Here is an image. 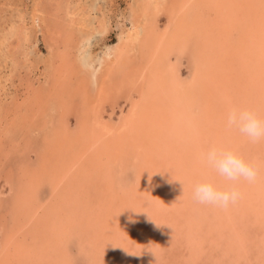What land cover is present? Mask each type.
<instances>
[{"label": "rangeland", "instance_id": "374dc122", "mask_svg": "<svg viewBox=\"0 0 264 264\" xmlns=\"http://www.w3.org/2000/svg\"><path fill=\"white\" fill-rule=\"evenodd\" d=\"M189 1L0 0V264H115L113 259L122 262L124 257L120 256L124 255L125 264H264L263 170L262 182L242 183L244 198L221 211L201 206L191 196L183 200L178 194L191 191L193 186L189 187L183 174L190 170L186 163H182L179 176L172 172L174 160L170 159H176L175 165L183 160L177 151L168 153V159L162 162L150 161L152 165L157 162L154 179L148 178V183L155 186L152 191L141 187L146 183L144 177H137V167L143 165V160L126 144L122 145L124 150L117 151L119 154L107 150L106 156L102 153L107 158L87 166L86 156L99 151L89 132L111 128L112 135L102 131L106 137L99 144L110 141L140 103L143 84L137 78L149 58V47H156L173 33L178 20L183 19L182 13L187 14L188 27L194 26L192 10L183 11L184 4L189 9L195 0ZM236 1L242 5L240 16L234 18L235 25L230 23L231 30L224 26L221 31H230L224 38L227 46L237 50L239 44L248 62H253L252 58L258 61L264 56V35L257 40L252 31H264V0ZM198 2L199 22L206 20L204 10L212 15L210 21L221 19L216 12L219 6L226 7L223 0ZM239 37L252 41L238 43ZM180 41L181 48H169L167 61L172 67V80L186 85L196 74L199 62L193 50L196 48L191 49V43L184 39ZM191 42L195 45V36ZM251 45L252 51L245 49ZM227 55L220 57L223 69L231 67L229 59L235 54ZM240 61L236 63L242 66ZM261 63L262 68H236V75L232 70L228 76L237 84L228 95L232 105L253 106L264 116ZM239 77L240 82L236 81ZM218 89L216 86V93ZM226 112L219 120L214 118L218 124L210 130L219 141L221 136H232L235 141L234 134L220 124ZM79 126L86 133L80 135ZM242 140L244 150L255 147L259 157L264 158L263 142L251 144L242 138L237 139L238 144ZM84 141H89L88 151ZM96 156L93 154L98 159ZM58 175L62 180L56 183ZM163 175L164 183L155 180ZM147 192L152 193L150 197ZM49 208L53 209L52 218ZM107 221L116 227L113 237L102 233L105 225L109 227ZM49 227L52 230L48 237L42 235ZM123 242L134 247L128 252L119 249L125 247Z\"/></svg>", "mask_w": 264, "mask_h": 264}, {"label": "bare ground", "instance_id": "6f19581e", "mask_svg": "<svg viewBox=\"0 0 264 264\" xmlns=\"http://www.w3.org/2000/svg\"><path fill=\"white\" fill-rule=\"evenodd\" d=\"M190 1H194V0H190ZM223 2H224L226 7L223 9L219 6L218 11L216 12L221 17V19H216L215 21H210L212 18V15L208 14L207 11L204 10L203 13H205V15L203 16V18H206V20L202 19V22L198 21V18L200 15V14H198V10H200V8H201V5H200L201 2L199 3L198 0H195L194 3L192 5H190L189 9L186 8L187 5L184 4L183 11L187 10V13H189V11L192 10V20L194 21V26L192 28L188 27L186 20H185V17H187V14L182 13L183 19L180 21L178 20V22L174 28L173 33L169 34L165 41L158 42L156 47H149L150 52L148 51L149 53H147V54H149V56H148L149 58L147 61H145L142 64V67H141L142 72L139 74V76L137 78V80L139 82H141V84H143V87H142L143 88V90H142L143 95L141 97L140 103H137L134 106V108L132 109V111L130 112L128 117L126 119H124V122L122 123V126L120 127V130H117L115 132V133H117L119 131L117 133V135L116 136L114 135V138L111 139L110 141L103 140V141H105V143L101 144V146L99 144L101 142V139L103 137H106V135L102 131L106 132L107 135H112L114 130H112L111 128H109V129L107 128V129H104L102 131H99V133H97V132L92 133L93 130L91 132H89V135H91L92 141H94V143H93V145H95L94 148L98 149L99 151H96L95 153L90 154V157L86 156V160L88 162L87 166H90V163H91V165L92 164L97 165L98 160L100 161L102 158H104L106 156L107 150H110V152L113 153L112 155H114V152L116 153L118 150L119 151L124 150V148H122V145L126 144L132 148L131 150L137 152L139 157L141 158V160H143L144 166L138 165V167H137V170H138L137 172L140 173L137 177H142V178L144 177L145 178V179L144 178L143 179L145 180L144 182L146 184L142 185L141 187L143 188V190L152 191V188L155 189V186H153L151 184L152 182L148 183V181L153 180L154 179L153 177H155L154 173H157V171L155 170L157 162L156 163L153 162V165H152V163L150 161L155 160V159L157 161L158 160L163 161V159L166 160V159H168L167 154L172 153V151L174 150V151H177L181 155V159L183 158V160L181 161L180 165L179 164L175 165L174 161L176 159H173V158L170 159V160H174L171 163L172 164L171 169H173L172 172H175L176 176H179L180 175V167L182 168V163H184V164L186 163L187 164L186 168L188 166V167H190V170L189 171H183V174L185 172V176H186L185 179L189 180L190 186L189 185L188 186L191 187L196 182H198L200 180L209 179V178H212V179L216 178L215 173H213L211 170L207 169L206 167H204L200 163L199 155L201 152L205 151L210 145L221 144V145H224L225 147L231 148V149L239 152L240 154H243V156L246 159L251 160L250 158L257 157L256 160L254 159L255 160L254 162H259L262 166L261 170L264 171V158L262 156L259 157V152H257V150H255V147L253 148L254 151L250 147H248L244 150L243 149V145L245 144V143H243L244 140L240 141L238 144V141L244 137L241 136L238 132H236L235 130L230 131L231 133L234 134L235 139H236L235 141L233 139L234 137H232V136H230L231 138H229V137L224 138L221 136V138H220L221 140L219 141L218 138L215 139V137H213L215 135H214L212 129L210 130V126H212L213 124H218L214 118L217 117V120H219V116L222 115V112L227 111L229 109V106L231 107V105L233 104V102H229L230 101L229 98H232V97H229L228 90H232L233 86H236L237 83H235V80H234L235 78L231 79V76H228V75H230L229 73L233 70L234 71L233 73L236 75V73H238L239 71H237V72H235V71L238 69L242 70L243 67L248 68V69H255V68H260V67L262 68L263 63H261V60H262V62H264V56L263 57L261 56V58L258 61H256L255 58H252L253 62H248L249 60L246 59V57H244L243 54L241 53L240 48L242 46L239 44H238L239 48H236L237 50H234L230 46H227L229 44L226 43L227 39H224V38L227 37L226 35H229L228 34L230 32L229 30H231L230 29V23L232 25L233 24L235 25L236 21L234 18H237V19L239 18L240 11L242 10V5L236 4V2H237L236 0H234V1L233 0H223ZM234 2H235V5H234ZM181 7H182V5H181ZM202 7H204V6H202ZM208 9H209V7H208ZM215 11L216 10H214L213 12H215ZM210 13H211V11H210ZM247 22L248 21H245V23H247ZM224 26H226L229 29L228 32H226L225 34L221 31V29ZM247 27L250 28V26H247ZM245 31H247V30H245ZM246 33H248V32H246ZM263 33H264V31H260V30H257L255 32L252 31V34H254L253 35L254 38H256L257 40H260L261 37H263V35H264ZM211 34L214 36H211ZM252 34H251V37H252ZM192 36L193 37L195 36V41L197 43V44L195 43V45H194V43L192 44V42H191ZM205 37L208 39L207 41H206ZM181 39H184L185 41L191 43V46L189 45V47L191 49H193V47L196 48L193 50L196 52L197 57H198L197 61L199 62L197 65H195L196 74L194 73V75H192L191 81L188 82V84H186V85L181 84L180 82L177 84L175 82L176 80H172V78L170 77V74L172 76V71H171L172 67L167 61L168 60L167 58H168V56L170 54V50H171V49L169 50V48L172 47V48L178 49V47L180 46V42H181L180 40ZM242 39H243V37H239L238 43H240L242 41ZM251 41H252V39L250 40L249 38L248 39L244 38V40L242 42L243 43L248 42L250 44ZM253 47L251 45L250 48H245V49H248V50L250 49L249 51H252ZM180 48H181V46H180ZM224 50H227V51H224ZM260 50H261V48H258L257 53L261 52ZM230 52H233L235 54L234 56H232L229 59L230 63H231V67H229L230 69L229 68L223 69V65L221 66L222 60L220 57L226 58V57H228L227 54H229ZM234 58H235V61L233 60ZM236 58H238L239 61L241 60L240 62L242 64V66H239L236 63V62H238V60L236 61ZM233 63H236V64L233 65ZM165 64H167V65H165ZM235 66H237V67H235ZM63 69H62V71H63ZM234 69H236V70H234ZM169 71H171V73H169ZM256 72L258 73V71H255V73ZM241 74H239V76ZM248 75H251V74H248ZM258 76H260V74ZM237 77H238V75H237ZM243 77L245 78L246 76L244 75ZM223 78L231 79L230 81L225 79L226 81H228L227 86H226V81L223 80ZM239 80H240V77L236 79V81H239ZM262 80H263V78H262ZM251 83H252V81H251ZM241 84H242V82H241ZM252 85H254V84H252ZM259 85H260V83H259ZM262 85H263V83H262ZM216 86H218L220 88V89H218V93H216L217 91L215 90ZM213 87H215V88H213ZM233 90H235V89H233ZM243 90H245V89H243ZM251 94L252 93H250V95ZM234 95H235V93H234ZM237 97H235V98H237ZM262 100H264V99H262ZM226 101H228V104L226 103ZM209 102H212L211 108L208 106ZM230 103H231V105H229ZM88 116H90V115H88ZM222 121H223V123L220 122V124H224V119ZM83 126L82 127L79 126L80 128L78 130H81V131H79L80 135H83L84 132L86 133ZM85 126H87V124H85ZM201 127H202V129H201ZM88 130H89V127H88ZM202 131L205 133V136L202 135ZM230 132L228 131L229 134H230ZM223 133L226 134L225 132H223ZM204 138H205V140H203ZM237 139H238V141H237ZM84 143H85L84 145L86 146L87 151H88V149L90 148V146L88 147V145H87V144H89V141L88 142L84 141ZM263 144H264V142H263ZM93 145H91V149H92ZM79 150L82 152L81 146H80ZM61 151H63V150H61ZM85 152L86 151L84 150L83 153H85ZM245 152H247V153H245ZM102 153H104V155H105L104 157H102ZM93 154H96L97 156H99V158L95 159V157H93ZM116 154H119V152H117ZM245 154H246V156H245ZM81 155L82 154H80L79 156H81ZM249 155L252 157H249ZM105 158H107V157H105ZM81 160H82V158H80V161ZM178 160L179 159H177V161ZM186 160H189V162L187 163ZM107 161H109V160H107ZM103 162L105 163V161H103ZM42 164H45V163H42ZM136 164H138V163L136 162ZM184 164H183V166H185ZM103 165L104 164L101 163V167H103ZM87 166L85 165L84 167L86 168ZM99 166L100 165H98V168H99V170L97 171L98 174L100 173L99 171L101 169ZM43 167H45V166L43 165ZM92 168H93V166H92ZM66 169H68V168H66ZM87 170H84V168H83V171L86 172ZM96 170H97V168H96ZM83 171H81V172H83ZM150 172L151 173L153 172L154 176H152V174ZM198 174H201V175L198 176ZM148 175H149V177H148ZM156 175L159 176V174H156ZM90 177H92V176H90ZM53 178H51L52 185H53V183H55ZM148 178H150V180H148ZM164 179H166L164 175L162 177H156L155 178V180L157 182H161V181L163 182ZM261 179H263V176ZM261 179H260V181L262 182ZM60 180H62V179H60V176L58 175L56 177V183L60 182ZM172 182H173V180H172ZM161 183H158V184H161ZM31 184H32V182H31ZM155 184H157V183H155ZM30 187H31V185H30ZM168 187H170V186H168ZM173 188L174 187H172V190L175 189V188L174 189ZM251 190H252V188H251ZM256 190H252V191H256ZM136 191H137V188H136ZM155 191H156V193L159 192L158 189H156ZM161 191H162V189H161ZM180 192L179 193L177 192V193L182 196L183 200H184L183 197H185V196L186 197L188 196V198H190L189 196L192 197V190L188 191V192L184 190L183 192H181L183 194H181ZM149 194H152V193L147 192L148 196H149ZM261 195L264 197V189L261 191ZM259 196H260V194H259ZM169 197H171V196L169 195ZM164 198H165V200L166 199L168 200V197L167 198L164 197ZM170 199H172V197ZM149 209L150 208H147V212H149ZM35 210H36V208H35ZM51 212H53V209L49 208L48 215L50 216V218H52ZM27 213H29V212L27 211ZM66 213H64V214H66ZM161 213H163V212H161ZM161 213H159L158 215H160ZM158 215H157V217H158ZM161 216H162V214L159 217H161ZM173 216H175V215H173ZM65 219L67 221L69 220L68 215L67 216L65 215ZM116 220H117V218L114 219V222H116ZM104 223H106V222H104ZM107 223H108L109 227H107V225H105V227L102 229V233L105 235L108 234L107 236L111 237L112 231H114L115 226H113L114 223H113V225H109V224H111V221H107ZM201 223H203V222H201ZM42 225H43V223L40 220V226H42ZM177 225H179V224H177ZM51 230H52L51 227L45 228L42 235L46 236L47 234L50 233ZM135 230H136V228H135ZM46 237H48V235ZM96 237H99V236L96 235ZM100 238H102V236H100ZM113 241H114V239H113ZM117 244H121V243L117 242ZM130 244H132V243H130ZM196 244H197V242H196ZM122 245H125V247L122 246V247H120V248L118 247V248L119 249L125 248L124 250L127 252L131 249V247L132 248L134 247L132 245L130 247H128L127 242L126 243L123 242ZM199 252H201V251H199ZM144 254H145V252H144ZM146 256H145V258H146ZM120 257H122L121 259H123V257H124V261L120 262L118 260L119 258H117V259L114 258L112 262H115V264H120V263L125 264L126 256L124 255V256H120ZM18 258H20V257H18Z\"/></svg>", "mask_w": 264, "mask_h": 264}, {"label": "clouds", "instance_id": "9594fccd", "mask_svg": "<svg viewBox=\"0 0 264 264\" xmlns=\"http://www.w3.org/2000/svg\"><path fill=\"white\" fill-rule=\"evenodd\" d=\"M224 126L229 131L235 130L251 144L264 142V116L254 108L232 105L225 114ZM199 160L223 182L203 179L193 185L192 199L201 206L226 211L244 198L240 185L254 184L261 176L259 162L246 159L221 144L210 145L200 153Z\"/></svg>", "mask_w": 264, "mask_h": 264}]
</instances>
